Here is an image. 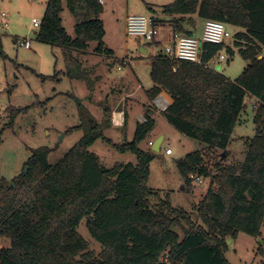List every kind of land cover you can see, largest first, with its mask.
Listing matches in <instances>:
<instances>
[{"label":"trees","instance_id":"trees-1","mask_svg":"<svg viewBox=\"0 0 264 264\" xmlns=\"http://www.w3.org/2000/svg\"><path fill=\"white\" fill-rule=\"evenodd\" d=\"M63 2L74 20L73 37L62 26ZM102 12L100 0H47L35 34L40 42L67 50L86 52L97 42L95 52L111 53L102 46ZM161 13L163 18H154L155 22H168L182 35L193 34L196 20L239 29L221 45L203 44L199 64L172 61L162 51L151 57L149 99L165 92L171 100L161 112L165 120L208 149L176 162L187 191L194 179H211L194 208L195 218L172 208L168 195L152 200L157 194L147 180L155 153L139 145L154 127L153 105L147 107L132 140L122 144L104 137L100 124L81 111L79 127L85 134L56 164L48 163L50 149L38 148L25 164L27 173L12 180L13 187L0 182V238L10 241L9 247L0 248V264H230L225 258L228 240L240 233L261 236L264 0H173L161 6ZM222 51L226 59L237 53L247 63L233 81L211 66ZM247 94L259 102L252 109L255 135L246 141L241 163L223 165ZM98 139L120 153L134 154L136 164L116 163L106 169L90 151ZM83 219L90 236L102 246L97 255L88 251L77 231Z\"/></svg>","mask_w":264,"mask_h":264},{"label":"rangeland","instance_id":"rangeland-1","mask_svg":"<svg viewBox=\"0 0 264 264\" xmlns=\"http://www.w3.org/2000/svg\"><path fill=\"white\" fill-rule=\"evenodd\" d=\"M102 1L100 19L105 30L102 46L111 53L99 54L95 52L97 42L90 43L84 53L45 44L37 39V30L33 28L31 20H42L47 0H0V13L5 14L6 23H0V182L11 184L25 168L27 173L29 167L25 164L38 148L50 149L48 163L56 164L85 134L86 130L79 127L81 111L84 114L87 111L89 117L100 124L103 135L110 137L113 143L122 144L132 140V123L129 121L127 129L113 127L108 121L104 125V108L111 107V101L121 97L116 92L121 81H127L123 83L125 89L135 90L137 83L134 75L138 74L142 85L146 86L145 82L150 80L151 57L163 50L165 40L162 35L167 34L168 29L161 28L162 44L147 46L142 38L126 35L123 22L129 15L159 20L163 18L161 6L173 0ZM62 6V26L73 37L74 20L64 2ZM201 23V20H197L193 32L196 36L199 35ZM157 24L161 26L162 23ZM228 29L231 33L239 30L231 26ZM24 38L30 39L29 49L16 42ZM141 47L146 48L148 53L142 54ZM220 54L227 58L225 51ZM125 56L132 63V71L127 66L117 69L119 61ZM246 64L237 53L223 62H217L216 59L211 62L214 70L231 81L239 76ZM144 94L142 89L137 91V98L142 99ZM135 108L137 106L131 109L127 106L129 115L133 116ZM70 130L73 131L69 133ZM157 135H163L164 139L159 152L155 153L149 164L147 185L157 194L152 200H165L168 195L172 208L183 209L194 219V208L210 187L211 179L196 178L192 182V189L187 191L176 162L189 153H206L208 149L177 132L159 112L155 115L153 132L140 143L139 148L150 149L149 143H153ZM254 135L253 110L250 104H246L233 129L227 147L228 156L224 157L223 165L241 163L245 157V143ZM166 149H170L172 155H166ZM90 151L98 156L106 169L116 163L137 162L134 154L120 153L101 139L92 145ZM77 231L87 242L88 251L97 255L102 250V246L90 236L85 219L81 220ZM177 231L181 234L180 230ZM9 245V239L0 238V248ZM227 245L225 258L228 263L264 264V223L260 237L240 233L235 240H228Z\"/></svg>","mask_w":264,"mask_h":264},{"label":"built area","instance_id":"built-area-1","mask_svg":"<svg viewBox=\"0 0 264 264\" xmlns=\"http://www.w3.org/2000/svg\"><path fill=\"white\" fill-rule=\"evenodd\" d=\"M5 14L0 13V23L4 22ZM41 21L36 19L31 20L33 28L37 29L40 26ZM124 32L128 36L139 37L144 40L146 44H157L160 42L161 26L158 25L153 17L143 15H129L126 16L124 21ZM232 37L231 32L224 23L206 20L204 21L203 29L200 37L187 36L176 33L169 30L166 35L165 46L162 53L172 61H185L189 63H200V56L202 54L203 44L221 45L224 42L230 40ZM25 49L30 48V39L24 38L22 41H16ZM217 62H223L226 57L219 54L215 57ZM123 64L128 63V60L124 58ZM175 70V69H174ZM245 103L250 104L253 110H256L259 102L257 99L249 96H245ZM170 102L162 95H157L152 100L153 107L157 112L161 113L169 106ZM149 145H152L150 142ZM172 151L170 149L165 150L166 155H170ZM198 179V178H197Z\"/></svg>","mask_w":264,"mask_h":264},{"label":"crops","instance_id":"crops-1","mask_svg":"<svg viewBox=\"0 0 264 264\" xmlns=\"http://www.w3.org/2000/svg\"><path fill=\"white\" fill-rule=\"evenodd\" d=\"M101 2V4H102V6H103V1L101 0L100 1ZM154 18V17H153ZM125 21V20H124ZM167 21H169V19H167ZM201 29L199 30V35L198 36H196V34H192L191 36H194V37H200L201 36V32H202V29H203V25H204V21H202L201 20ZM194 24H195V26H194V30L196 29V24H197V20L196 21H194ZM164 27H167V29H168V31L169 30H171V28H170V26L168 25V22H166V24H161V28H164ZM189 29H190V27H189ZM123 30H124V22H123ZM167 31V32H168ZM166 35L167 34H164V35H162V39H164L165 40V42H166ZM159 44H162V41L160 40V42L159 43H157V45H159ZM229 44V43H228ZM154 45H156V44H154ZM147 46H148V44H147ZM141 49V51H143V49H146V48H144V47H141L140 48ZM147 50V49H146ZM162 51V50H161ZM161 51H159V52H161ZM84 53H86V52H84ZM148 53V50L146 51V54ZM142 54H143V52H142ZM124 58H127L126 56L124 57ZM124 58H122L120 61H119V66L117 67V69L118 70H121V68L123 67V66H127V67H130V70L132 71V68H131V61H129L128 60V63H126V64H123L122 63V60L124 59ZM128 59V58H127ZM114 64V63H113ZM113 64H111V66H113ZM133 75H134V73H133ZM134 78H135V81H136V83H137V86H136V88H135V90H127V89H125L124 88V86H123V83L124 82H127V81H125V80H123V81H121L120 82V84L119 85H117V87H116V92L117 93H119L120 94V98H116V99H114L113 101H111V102H113L112 104H111V107H105L104 109V114H105V117H104V119H103V121H108L107 123L109 124V125H111V126H113V127H116V128H119V127H121V128H124V129H127V126H128V123H129V121H130V123H132V125H133V128H134V131H133V133H132V138H133V135H134V132H135V128H136V126H137V124L138 123H140V122H143L144 121V116L146 115V109H147V107L149 106V105H152V100L151 99H149V97H148V91L150 90V88L153 86V83H152V81H151V79H150V68H149V82H145L146 83V86H144V85H142L143 83H141V79L138 77V74H135L134 75ZM144 90V95H142V99L140 98V99H138L137 97V91H139V90ZM93 93V92H92ZM159 94H162V95H164L167 99H168V101L169 102H171V100H170V97L165 93V92H163V91H161ZM158 94V95H159ZM108 95V94H107ZM107 99V98H106ZM107 101V100H106ZM129 102V103H128ZM135 102H141V103H135ZM127 106H128V108L129 109H131L132 107H136L137 106V108H135L136 109V111L133 113V116L132 115H129V113L127 112ZM152 111H153V114L151 115L152 116V118L154 119V121H155V115H156V111H155V108L152 106V109H151ZM135 119H133L132 117ZM133 121H135L134 123H133ZM107 124V125H108ZM106 125V124H105ZM155 125V124H154ZM106 127V126H105ZM106 128H104L103 130H105ZM153 129H154V127H153ZM153 129L151 130V132L146 136V138L148 137V136H150V134L153 132ZM104 137H106V138H108V139H110L111 141H112V139L110 138V137H108V136H105L104 135ZM159 137H162L163 139H164V136L162 135V136H160V135H157L153 140H152V142L154 143L155 142V140L157 139V138H159ZM162 139V140H163ZM151 141V140H150ZM113 142V141H112ZM170 155H172V153L170 154ZM169 156V155H168Z\"/></svg>","mask_w":264,"mask_h":264},{"label":"water","instance_id":"water-1","mask_svg":"<svg viewBox=\"0 0 264 264\" xmlns=\"http://www.w3.org/2000/svg\"><path fill=\"white\" fill-rule=\"evenodd\" d=\"M146 51H147L146 49H143V51H141V52H143V54H146ZM162 139H163L162 137H159V138H157V139L155 140L154 143H152V145H151V147H150V150H151L152 152H154V153L159 152V150H160V144H161V142H162ZM23 173H24V174L26 173V168L24 169ZM10 186L13 187V184L11 183Z\"/></svg>","mask_w":264,"mask_h":264}]
</instances>
